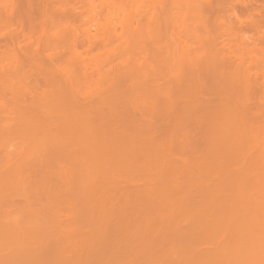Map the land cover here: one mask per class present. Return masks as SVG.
Masks as SVG:
<instances>
[{
	"label": "rangeland",
	"instance_id": "1",
	"mask_svg": "<svg viewBox=\"0 0 264 264\" xmlns=\"http://www.w3.org/2000/svg\"><path fill=\"white\" fill-rule=\"evenodd\" d=\"M44 1L38 55L49 69L43 72L47 81L38 71V99L28 97L29 105L12 113L0 111V264H194L203 256L204 262L227 264L232 253H243L226 248L219 255L216 247L229 239L237 247L240 230L248 227L261 247L264 54L259 40L245 43L254 31L246 30L244 38L231 26L227 30L229 18L221 22L220 15L222 24L210 19L218 23H212L217 36L209 21L202 30L196 0ZM258 3L264 12V0ZM5 4L0 0V7ZM244 10L237 5L239 16ZM225 11L221 16H228ZM210 12L207 18L217 14ZM198 29L217 47L212 39L214 46L206 47L209 38ZM94 35L101 45L92 40L94 50L88 51L85 40ZM73 39L85 44L75 42L76 51ZM228 41L237 59L245 54V69L235 56L233 72L253 66L249 71L259 78L242 69L234 78L231 71L223 86L216 82L219 74L206 76L218 53L227 51L232 62ZM217 43L225 51L217 53L224 49ZM13 54L0 56V79L20 83ZM64 69L71 72L72 93ZM250 78L258 81L244 108L237 95ZM191 224V237L177 232ZM259 248L255 253L263 256Z\"/></svg>",
	"mask_w": 264,
	"mask_h": 264
},
{
	"label": "bare ground",
	"instance_id": "2",
	"mask_svg": "<svg viewBox=\"0 0 264 264\" xmlns=\"http://www.w3.org/2000/svg\"><path fill=\"white\" fill-rule=\"evenodd\" d=\"M38 1H40V2H38ZM159 1H161V0H159ZM190 1V0H189ZM192 1V0H191ZM190 1V2H191ZM224 1H227V3L226 2H224ZM258 1L259 0H196V3H198V4H196L195 3V6H197L196 8H198L199 10V14H201L200 16L198 15L197 17H200V18H202V27H201V29L203 30V28H205L209 23L207 22V21H209V22H211L210 21V19H212V21H213V19L215 20V16H216V18L218 19V16L220 17V18H222V19H220L221 20V22H225V20H228V19H226L227 17L229 18V22H226V23H229V25H226V26H228V27H226V28H228L227 30H229V26H231V28L233 29V28H235V29H233V30H235V31H237L238 32V34L240 35L241 34V32L244 34V35H242L241 34V36H243L244 38L246 37V34H248V33H246L248 30H250L251 29V31L253 32L251 35H249V38H251V39H249L250 41H247L248 39H246L245 41H247V42H245L247 45L250 43L251 44V42H252V45L251 46H253L254 44H255V42L257 41V40H259V41H257V44L256 45H258V47L259 48H261V50L263 51V54H264V12H262V10L258 7V6H260V5H258L259 3H258ZM42 1L41 0H8V3L9 4H5V6L3 7H0L1 9H0V26H5V27H3V28H5V29H3V28H1L0 27V56H4L5 54H7V53H11V54H13V57H15V59L14 60H16V62L14 61V65L16 64V66H15V68H17V69H15L14 68V70H18V75L19 76H21L22 78L21 79H23V80H25L24 82L25 83H23V80L22 81H20V83L18 82V81H14V79H11V80H9V78H11V77H7V79H8V81L7 80H1L0 79V111L2 112V110H3V108H4V112H7V113H12L13 111L15 112V111H18V110H20V109H23L24 107L26 108L29 104V101L27 100L28 99V97H33V101L31 100V102L33 103V102H35L34 100H35V98H37L38 99V91H35L37 88H40L39 87V84H38V81H37V83L35 84L34 82L36 81V79L38 80V71L40 72V75L42 74L43 76H44V78L46 79L47 77V75H45V74H47V72H49L46 68H44L43 69V66H42V62H41V59H42V57L44 58V56L42 55V57H41V55H38V53L40 54V51L38 50L39 48H38V23H40V22H38L39 20H41L42 19V16H40V18L41 19H38V14H40V9L42 10V8L44 7V12H46V10H45V6L43 5L42 6V4L44 3V4H46V2L43 0V3L41 4V5H39L40 3H41ZM176 2V1H175ZM193 2H194V0H193ZM193 2H192V4H193ZM226 3V4H225ZM254 3V4H253ZM182 4V3H181ZM188 4H189V2H188ZM237 5H241V6H244L245 7V10H244V15H245V17H241V16H239L238 15V13H237V11H236V7H237ZM194 6V5H193ZM263 6V5H262ZM41 7V8H40ZM46 7H47V5H46ZM187 7V6H186ZM189 7V6H188ZM4 8V9H3ZM60 8V10H61V8L63 9V7H59ZM182 8H184V7H182ZM190 8V7H189ZM196 8H195V10H196ZM263 8H264V6H263ZM70 9V8H69ZM178 9V8H177ZM224 9L226 10L224 13H223V15L224 14H226V12H227V14H228V16L226 15H224V16H221V14H222V11H224ZM39 10V11H38ZM66 10V9H65ZM175 10V9H174ZM192 10V9H191ZM264 10V9H263ZM3 11V12H2ZM62 11H64V10H62ZM180 11V10H179ZM178 11V12H179ZM185 11V10H184ZM190 11V10H189ZM193 11V10H192ZM197 11V10H196ZM196 11H193V12H196ZM210 11H212L213 13H217V14H214V16H212L211 18H210V16H211V12ZM219 11V12H218ZM2 12V13H1ZM39 12V13H38ZM42 12H43V10H42ZM221 12V13H220ZM175 13V12H174ZM182 13V12H181ZM186 13V12H185ZM197 13V12H196ZM220 13V14H219ZM43 14V17L45 16V14L44 13H42ZM61 14H62V12H61ZM207 14L209 15L210 14V16H208L209 18H207ZM65 15H67V14H65ZM181 15V14H180ZM186 15V14H185ZM196 15V14H195ZM218 15V16H217ZM184 16V15H183ZM224 17H225V20H223L224 19ZM235 18L234 20L233 19H231V18ZM188 18V17H187ZM182 19V18H181ZM199 19V18H198ZM207 19H209V20H207ZM231 19V20H230ZM43 20H45V18H43ZM43 20H42V22H43ZM198 21L200 24H201V21ZM219 20V19H218ZM217 20V21H218ZM220 20H219V22H220ZM185 21V20H184ZM216 21V20H215ZM231 21V22H230ZM42 22L40 23V24H42ZM179 22V21H178ZM181 22V21H180ZM179 22V23H180ZM182 22H183V20H182ZM208 24H207V23ZM220 22V23H221ZM46 23V22H45ZM183 23H185V22H183ZM214 24V26H215V23L214 22H211L209 25L211 26V28L212 27H214V26H212L213 24ZM234 26V27H232V25ZM234 23V24H233ZM43 24H44V22H43ZM42 24V25H43ZM182 24V23H181ZM198 24V23H197ZM218 23H216V25H217ZM222 24V23H221ZM220 24V25H221ZM41 25V26H42ZM206 25V26H205ZM225 25V24H224ZM223 25V26H224ZM210 26H208V27H210ZM222 26V25H221ZM221 26H219V27H221ZM196 27V26H195ZM207 27V28H208ZM225 27V26H224ZM43 28H44V26H42V29H40L41 31L43 30ZM200 28V27H199ZM211 28H210V30H211ZM215 28H217V26L215 27ZM226 28H224V30L226 29ZM245 28V29H244ZM246 28H248V29H246ZM201 29L199 30V31H201ZM5 30V31H4ZM207 31H208V29H206ZM212 30L214 31V28H212ZM216 30H218V28L216 29ZM222 30V29H221ZM223 30V31H224ZM233 30H231V31H233ZM247 30V31H246ZM226 31V30H225ZM225 31H224V33H225ZM235 31H234V34H235ZM3 32V33H2ZM202 32H204V33H206V31H201V33ZM237 32H236V34H237ZM203 33V34H204ZM211 33V32H210ZM218 33H221L220 31L218 32ZM229 33V32H228ZM228 33H226V34H228ZM202 34V35H203ZM213 34V33H212ZM189 35V34H188ZM201 35V36H202ZM211 35V34H210ZM209 35V36H210ZM213 35H215V36H217L216 35V33H215V31H214V34ZM212 35V36H213ZM220 35V34H219ZM219 35H218V37H219ZM224 35V34H223ZM222 35V36H223ZM229 35V34H228ZM89 36V35H88ZM95 36H97V35H94V36H92V37H94L93 39H92V37L91 38H89L88 37V39H90L89 41H90V43L89 42H87L88 41V39L87 40H85L86 41V43L87 44H85V42H81V41H76L77 39H75V41H74V39H73V41H74V43H72V46H73V48H74V45H76L75 47L76 48H78L77 47V45L79 44V42H80V44L79 45H83V44H85L84 45V47L86 46V45H88L89 44V46L87 47L86 46V50H88L90 47H91V45L95 42V44H93L95 47H96V44H98V42L100 41L98 38L99 37H97V39H96V37ZM206 36L208 37V35H207V33H206ZM205 36V37H206ZM226 36V35H225ZM251 36V37H250ZM20 37L21 38H23V41L21 42V40H20ZM203 37V36H202ZM207 37H206V39H207ZM214 37V36H213ZM217 37V39H218V41H219V38H222V37H219L218 38ZM224 37V36H223ZM240 37V36H239ZM2 38H4L3 40H5V41H3L2 40ZM204 38V37H203ZM209 38V37H208ZM241 38V37H240ZM97 40V41H92V40ZM105 39V38H104ZM202 39V38H201ZM201 39H200V41H201ZM211 39H212V37L211 38H209V40H205V42L206 41H208V42H204V40H203V44H206V47H207V45L208 44H210L211 46H212V44H213V42L211 41ZM224 39H225V41H223L224 42V46H226V44L225 43H227V40H226V38L224 37ZM213 41H214V43H215V46L217 47V45H216V42H217V40L216 39H212ZM221 40V39H220ZM228 40H230V39H228ZM261 40H263V42H260ZM92 41V42H91ZM105 41V40H104ZM216 41V42H215ZM231 42H232V40H230ZM253 41H254V43H253ZM78 43V44H76V43ZM102 42V41H101ZM210 42V43H209ZM222 42V43H223ZM231 42H229L228 41V43L229 44H227L228 45V47H230V48H226V47H224L222 44V46L220 45V44H218V48H221V47H224V49L223 48H221V49H218L219 51H217V48H215V50L217 51V53L218 52H220V51H225V48L228 50H230V49H232V47L230 46V43ZM100 43V42H99ZM106 43H108V41H106ZM212 43V44H211ZM220 43H221V41H220ZM232 43H234V42H232ZM258 43H260V44H258ZM250 44L248 45V47L250 46ZM78 45V46H79ZM98 45H101V44H98ZM103 45H104V47L106 46V44H104L103 43ZM102 45V46H103ZM107 45H109V43L107 44ZM199 45H202V43L200 42L199 44H198V46ZM246 45V46H247ZM256 45H254V46H256ZM260 45V46H259ZM261 45H263V46H261ZM101 46V47H102ZM203 46V45H202ZM201 46V47H202ZM210 46V47H211ZM213 46H214V44H213ZM220 46V47H219ZM242 46V45H241ZM240 46V47H241ZM250 46V47H251ZM103 47V48H104ZM107 47V46H106ZM105 47V48H106ZM197 47V46H196ZM196 47H194V48H196ZM200 47V48H201ZM204 47H205V45L203 46V48H201L202 50L204 49ZM243 47V46H242ZM248 47H245L244 46V48H247L248 50L249 49H252V48H254V47H252V48H248ZM258 47H255L258 51H260V49L258 48ZM76 48H74L75 50H76ZM109 48V47H108ZM212 48V47H211ZM210 48V49H211ZM244 48H243V51H244ZM17 49H18V51L19 52H21V54H19L18 53V51H17ZM20 49V50H19ZM91 50L93 49L94 50V48L93 47H91L90 48ZM89 49V50H90ZM96 49V48H95ZM207 49V48H206ZM206 49H204V50H206ZM234 50H235V47L233 48ZM256 49H254V51L256 52L257 50ZM88 50V51H89ZM101 50L102 49H100V51H99V53L101 52ZM248 50H246V52H249ZM11 51V52H10ZM13 51V52H12ZM77 51V50H76ZM103 51H104V49H103ZM103 51H102V53H103ZM146 51V50H145ZM208 51V50H207ZM211 51H212V49H211ZM254 51H252L251 52V50H250V52L251 53H254L255 54V52ZM257 51V52H258ZM202 52V51H201ZM201 52H199V54L201 53ZM204 52V51H203ZM202 52V53H203ZM206 52V51H205ZM204 52V53H205ZM230 52H232L231 50H230ZM237 52H238V50H237ZM237 52H232L233 54H234V56H232V58H231V60H232V62L230 61V58H228V57H231V54L230 53H228L227 51H225V52H221L224 56H226L227 57V55L229 54L230 56H228L227 58L226 57H224V58H222L223 57V55L220 57V54L218 53V57L219 58H222L221 60L222 61H219V58L218 57H216V58H218V59H216L215 61V65L216 66H214V61H212L213 63H211L210 65H207V66H209L210 67V70H211V72L210 73H212V75L208 72V70H209V67H206V65H204V68H203V70L206 68V70H207V68H208V70L207 71H205V73L206 72H208V73H206V76L207 77H210V76H215V75H217V74H219L221 77H222V79H217V81L216 82H221L222 84H223V86L224 85H226V82H228L229 80H230V78H232L234 75L236 76L237 75V73H239V74H242V73H240V72H243V71H246V70H248V73H247V75L249 74V72H251L249 75H254V77H260V75L261 74H259V75H256V72L257 71H255V72H253L252 73V71H249V70H251V69H249V68H252V67H250L249 65V67H247L246 68V70H243L242 69V67H240L239 68V66H240V64L242 65V63H244L245 62V54L243 55H240L239 54V57L241 58V59H237V57H238V54L236 55V53ZM245 52V53H246ZM78 53V52H77ZM98 53V52H97ZM97 53H96V55H97ZM109 53V52H108ZM149 53V52H148ZM201 53V54H202ZM213 54H214V52H212ZM225 53L227 54V55H225ZM250 53V54H251ZM258 53H260V52H258ZM104 54V53H103ZM145 54V53H144ZM147 54V53H146ZM211 54V53H210ZM212 54V55H213ZM232 54V55H233ZM249 54V58H252V55H250ZM87 55V54H86ZM100 55V54H99ZM209 55V54H208ZM247 55V54H246ZM39 56L41 57L40 59H39ZM107 56V55H106ZM145 56V55H144ZM236 56V59L235 60H239V61H237L238 63H239V66H237L238 68H236V73L235 72H233L234 70H232V67H233V69H235L234 68V57ZM206 57V56H205ZM208 57V56H207ZM85 58V57H84ZM227 59V61L226 60H224V59ZM242 58H244V59H242ZM261 58V57H260ZM38 59H39V62H38ZM229 59V60H228ZM257 59V58H256ZM199 60V59H198ZM217 60H218V62H217ZM250 60V59H249ZM253 60H255V59H253ZM258 60V59H257ZM257 60H256V62H257ZM207 61V60H206ZM206 61L204 60V61H202V62H205V64H207V63H209V62H207L206 63ZM244 61V62H243ZM227 62H230V64L229 63H227ZM237 62H236V64H237ZM250 62H252V61H249V63ZM198 63V62H197ZM201 63V62H200ZM196 64L195 63V65H197V66H199L200 65V67H197V69H199V68H201V67H203L201 64ZM217 63V64H216ZM220 63V64H219ZM231 66V69H229L230 68V66ZM235 64V65H236ZM213 65V66H212ZM245 64H243L242 66H243V68L246 66H244ZM214 67V68H217V69H214V68H212V67ZM21 67L23 68L22 70H21ZM224 67H226V68H224ZM228 67V68H227ZM20 68V69H19ZM66 69V68H65ZM64 69V70H65ZM69 68H67V70H68ZM228 69V70H227ZM241 69L243 70V71H241ZM245 69V68H244ZM67 70H65V72L67 71ZM201 71H202V69H200ZM209 70V71H210ZM1 71V70H0ZM45 71V72H44ZM199 71V70H198ZM198 71H196L195 70V74L198 72ZM231 71H232V73H233V76L231 75L232 73H231ZM238 71V72H237ZM45 74H44V73ZM69 72V71H68ZM71 73V72H70ZM70 73H67L66 72V76H67V78H69V75L68 74H70ZM0 74H2V72H0ZM198 74V73H197ZM258 74V73H257ZM4 75V74H3ZM23 75V76H22ZM200 75V74H199ZM210 75V76H209ZM249 76V77H253V76ZM256 75V76H255ZM66 76H65V83H66V87H67V90L69 91V90H71V93L72 92H74V88H73V85H72V87H70L71 85V83L69 84L68 83V81H71L70 80V78L69 79H67L66 78ZM192 76H194V78H195V75L194 74H192ZM201 76V75H200ZM235 76H234V78H235ZM239 76V75H238ZM246 76V75H245ZM261 76H263L264 77V75H261ZM4 77V76H3ZM237 77V76H236ZM248 76H247V78H246V80H249L248 78H249ZM258 77V78H259ZM262 77V78H263ZM0 78H2V76H0ZM20 78V77H19ZM210 78H212V77H210ZM233 78V79H234ZM18 79V78H17ZM16 79V80H17ZM20 79V80H21ZM75 79V78H74ZM251 80L250 81H248L247 83L250 85H248L247 86V84H245L246 86H247V89H246V86L244 85V87H243V89H244V91H241L240 93H239V95H237V98L241 101V103H242V105L244 106V108H246L247 106H248V103L250 102V100H251V96H249L250 94H249V92L250 93H252V88H253V85H254V83L256 82V81H258V80H254L253 78H250ZM252 79H253V81H252ZM33 80H35V81H33ZM221 80V81H220ZM46 81H47V79H46ZM17 82V83H16ZM252 84H250V83ZM35 84V85H34ZM38 85V86H37ZM36 86V87H35ZM252 86V87H251ZM43 87V88H42ZM41 87V89H46V87L44 88V86H42ZM249 87H250V89H249ZM70 88V89H69ZM35 89V90H34ZM2 90H4L5 92H6V94L4 95V93H2V92H4V91H2ZM38 90V89H37ZM250 90V91H249ZM67 91V92H68ZM7 92H10L11 94L9 95V96H11L9 99H7ZM47 91H44L43 93H46ZM4 95V96H6L5 98L7 99V100H5V98H4V96H1L2 94ZM34 93V94H33ZM43 93H41V94H43ZM37 94V95H36ZM43 95H45V94H43ZM36 96V97H35ZM1 97H3L4 99L3 100H1ZM36 99V100H37ZM5 100V101H4ZM8 100H9V102H8ZM26 101H28V102H26ZM38 101V100H37ZM9 103V104H8ZM31 104V103H30ZM1 107H3V108H1ZM20 108V109H19ZM2 109V110H1ZM16 109H18V110H16ZM10 111V112H9ZM12 111V112H11ZM3 112V113H4ZM243 211V210H242ZM243 213H245V216H246V214H247V216H249V218H251L250 217V215L252 214V216H253V213H251V212H243ZM243 213H241L242 215H243ZM248 213H249V215H248ZM251 213V214H250ZM239 216H241V215H239ZM239 222H240V220H239ZM246 221H244V223H245ZM247 223H248V221H247ZM255 223V222H254ZM253 223V224H254ZM252 224V225H253ZM236 225V224H235ZM245 225V224H244ZM243 225V226H244ZM248 225H250V223H248ZM191 227L190 228H186V229H179V230H177V232L178 233H180V234H182V235H184V236H190L191 237V235H194L195 234V230H192V224L190 225ZM227 226V225H226ZM245 226H247V225H245ZM196 227V226H195ZM237 227V226H236ZM240 227V226H239ZM250 227H252V226H250ZM202 228H204V227H202ZM207 228V227H206ZM238 228V227H237ZM245 228V227H244ZM208 229V228H207ZM239 230H240V228H238ZM248 229V230H247ZM246 230L245 229H243L244 231L242 232V230H240L241 231V234H243V236L240 238V239H243V241L242 240H240L239 239V243L237 244L238 246L237 247H235V244L233 243V239H229L230 238V236L228 237V241L229 242H225L226 243V245H223V244H225V243H223V242H221V244L222 245H219L220 244V242L218 243V245L221 247H216L217 249H215V250H218V252L217 253H219V255L220 254H227V252H229L230 251V248L232 249V252H234V250L235 251H239V253H243L242 254V256H239L238 257V255L236 254V257H234L233 255H235V254H229L230 255V257H229V262L226 260V258H227V256H226V258H224L223 256H222V259H225L226 260V263L227 264H264V239H260L261 241H260V244H261V242H262V244H261V247L259 246V242H258V244H257V239L259 240V238H257L256 237V234H255V229H253V227L252 228H247ZM206 230V229H205ZM238 230V232H240ZM262 230V229H261ZM221 231V230H220ZM260 231V230H259ZM264 231V230H263ZM201 232H203V231H199V234L201 233ZM230 232H232L233 233V231H230ZM205 233V232H204ZM207 233V232H206ZM219 233V232H218ZM222 233H223V231H222ZM221 234V233H220ZM224 234V233H223ZM240 234V235H241ZM254 234H255V236H254ZM215 235H217V233L215 234ZM219 235V234H218ZM228 235H229V233H228ZM204 236H206L205 238H203L204 240L207 238V234L206 235H203V237ZM263 236H264V233H263ZM262 236V237H263ZM197 238H198V236H196ZM200 237H202V233H201V235H200ZM198 238V239H202V238ZM240 237V236H239ZM258 237H259V235H258ZM257 238V239H256ZM264 238V237H263ZM189 239V238H188ZM194 239V238H193ZM192 239V240H193ZM255 239H256V243H255ZM196 239H194L193 241H195ZM204 240H202V241H204ZM190 242V243H189ZM189 242L187 243V244H189L188 246H195V244H194V242H192V241H190L189 240ZM192 242V243H191ZM196 242V241H195ZM199 242V241H198ZM241 242V243H240ZM197 243V242H196ZM234 244V245H233ZM260 247H258V246ZM217 246V245H216ZM233 247H235V249L233 248ZM228 249V251L225 253V252H223L224 250L226 251L227 249ZM256 248H259L258 250H260V249H262V251H263V256H261L260 254H256L255 253V251H256ZM222 250V252H220ZM214 252V251H213ZM214 253H216V251L214 252ZM213 253V254H214ZM203 254H205V256H207L206 254L207 253H203ZM202 254V255H203ZM210 254V253H209ZM222 254V255H223ZM215 255V254H214ZM213 255V256H214ZM219 255L217 256V258L219 257ZM213 256H211L212 258H213ZM216 256V255H215ZM208 257H210V255L209 256H207V259H210V258H208ZM203 258H204V256H203ZM203 258H200L199 259V261L197 262V263H194V264H208V263H206V262H209L208 260L206 261V262H204V260H203ZM215 258V257H214ZM205 260H206V257L204 258ZM219 259V258H218ZM218 259H217V261H218ZM221 259V262H223V260ZM220 260V259H219ZM213 261V260H212ZM215 262H216V259L214 260ZM211 262H209V264H210ZM217 263V262H216ZM214 264V263H213Z\"/></svg>",
	"mask_w": 264,
	"mask_h": 264
}]
</instances>
